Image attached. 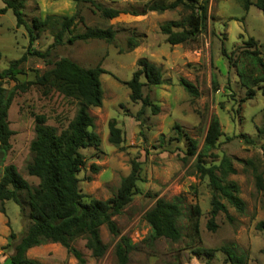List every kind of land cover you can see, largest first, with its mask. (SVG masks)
<instances>
[{"label":"rangeland","instance_id":"rangeland-1","mask_svg":"<svg viewBox=\"0 0 264 264\" xmlns=\"http://www.w3.org/2000/svg\"><path fill=\"white\" fill-rule=\"evenodd\" d=\"M98 1L119 9L140 11L147 1L170 0ZM3 4L0 0V6ZM20 8L27 22L33 16L70 14L77 10L82 20L75 22L73 32L81 31L85 25L110 24L115 30L110 42L100 38L67 42V33H64L62 43L52 46L49 54L52 59L68 56L82 66L100 62L106 70L99 74L101 104L88 107L99 143L97 146L81 148L85 161L76 173L80 190L97 198L108 197L115 191L120 178L128 172L131 158L139 160L143 177L137 183L139 192L134 193L120 212L112 216L118 233L113 235L104 224L99 226L100 237L107 245L101 256H91L83 246L82 238L72 240L71 244L85 258L81 264H228L219 249L220 245H230L236 253H243L246 264H264V233L255 227L257 220L264 219V194L255 184L252 168L255 167L261 173L264 183V94L261 93L264 80L254 86L252 97L239 100L244 94V87L240 85L235 66H227L219 52L221 43L227 51L235 50L241 39L252 36L260 44V55L264 60V13L253 4L244 10L238 0H207L205 24L196 37L170 44L165 41V35L160 32L158 25L162 21L184 15L187 9L181 5L162 11L145 9L137 14L121 11L110 18L100 16L88 1L22 0ZM57 28L55 24L39 30L31 46L45 49ZM129 35L137 44L126 50V38ZM27 44V33L22 25L15 24L11 10L8 8L0 13V69L24 52ZM139 56L159 66L163 81L155 85L142 84V95L147 94L150 101L158 105V109L152 112L145 105L136 118L141 101L129 98V89L124 80L130 77L136 67L135 59ZM238 64L250 66L242 56ZM19 66L21 71L16 77L22 80L33 78L34 68L42 69L49 64L39 57L26 54ZM262 71L264 69L259 65L253 68L254 73ZM180 78L193 84L195 95L182 87ZM140 79L144 80L142 76ZM14 81L13 78H4L2 83L9 88ZM213 81L215 89L212 88ZM54 103L55 111H65L66 117L72 115L73 105L63 107L58 102ZM51 104L49 98L39 97V92L30 86L24 92L14 95L7 108L8 124L13 133L0 170L4 163H13L30 185L37 182V178L25 169V164L31 158L29 141L33 136L30 112L44 111L48 114ZM211 115L217 116L223 132L217 152L230 156L235 171L227 177L236 181L238 194L244 201L241 213L227 204L230 218L224 213H218L214 218L217 224L214 230L205 226L209 208L206 177H199L194 172L190 166L191 160L185 163L181 159L182 148L186 143L183 136L172 139V123L177 122L181 130L194 137L200 147ZM110 118L121 129L123 139L117 145L107 138V121ZM46 122L56 125L52 114ZM237 131L249 133L254 142L245 143L233 136ZM226 135L230 138H225ZM246 159H250L251 163ZM156 197L178 202L181 209L176 219L181 231L179 239L150 237V227L142 218V213ZM20 198L22 208L11 199L0 200V264H8L7 256L12 251V244L27 221L24 191H21ZM194 203L200 209L196 232L192 227L193 218L189 210ZM10 232L14 237L9 240ZM120 235L127 236L133 243L124 263H119L113 253V244ZM7 241L8 245L5 244ZM195 245L212 247L213 255L208 258L205 254L193 253L191 247ZM25 254L42 264H80L57 242L47 241L31 246Z\"/></svg>","mask_w":264,"mask_h":264},{"label":"trees","instance_id":"trees-1","mask_svg":"<svg viewBox=\"0 0 264 264\" xmlns=\"http://www.w3.org/2000/svg\"><path fill=\"white\" fill-rule=\"evenodd\" d=\"M0 13L10 9L16 25H22L27 33L28 44L24 52L11 59L5 68L0 69V164L10 147V136L13 129L10 128L7 119V108L14 97L24 92L30 86L39 92V97L51 100V110L47 114L44 111H31L33 118V136L29 141L31 158L25 164L26 172L37 178L35 185L20 175L13 163H4L0 170V200L11 199L20 208L22 200L21 191H24V200L27 205V221L24 229L12 244V251L7 256L8 264H42L25 254L26 250L43 242H57L71 254L78 263L85 261L82 252L71 244L75 238L83 239V246L89 250L93 257H99L106 248L99 234V226L104 224L113 235L118 233L113 215L120 212L132 195L139 192L137 183L143 180L141 165L138 159L131 158L128 172L123 175L115 191L106 198H97L82 192L78 186L77 171L84 164V156L81 148L97 146L99 137L94 131L93 116L88 112L89 106L101 104L102 90L99 74L106 70L97 62L90 66H82L68 56L62 55L54 59L50 58V48L63 41V34L67 33L65 40L72 42L75 39L86 40L100 38L107 42L113 40L115 30L109 24L107 26L85 25L81 31L73 32L72 27L76 21L82 20L77 10L70 14H45L33 16L27 22L21 12L22 0H2ZM75 3L88 1L96 9L100 16L110 18L119 12L137 14L145 9L162 11L181 5L187 12L177 19H168L159 23L161 33L165 35V41L174 44L186 42L196 37L207 17V0H170L167 2L147 1L142 9H119L105 5L98 0H74ZM241 7L246 10L253 4L264 13V0H238ZM58 25L52 33V41L40 50L31 46L38 31L45 26ZM137 41L132 36L126 38V50L134 47ZM259 43L252 37L241 39L235 50L227 51L221 43L220 55L227 66L234 65L239 82L244 87V94L239 100L250 98L254 95V86L264 80V71L254 73L253 68L259 65L264 69V60L260 55ZM237 50V52H236ZM26 54L41 58L49 64L48 67L34 68L33 78L18 80L16 74L21 71L19 63L24 60ZM1 55V52H0ZM245 57L250 66L238 64L239 57ZM136 67L132 70L124 83L129 89L128 96L131 100H140L141 105L136 111V118L140 116L142 108L148 105L152 112H156L158 105L152 103L147 94L142 95V84L155 85L161 83L162 74L159 66L144 56L135 59ZM143 77V81L140 79ZM4 78L15 79L13 85L6 88L2 80ZM179 83L190 94L195 95L193 84L180 78ZM213 89L216 88L213 81ZM264 94V85L261 87ZM64 106H74L70 117L66 113L55 111V103ZM237 109V108H236ZM66 110V109H64ZM55 111V112H54ZM54 112V113H53ZM52 114L56 125L46 122ZM108 140L113 144H119L123 137L121 129L115 124L113 118L107 121ZM262 130V127L258 128ZM174 136L172 139H185L182 148L181 159L186 163L191 160L190 166L199 177H206L209 188V208L205 226L214 230V220L218 213H227V204L237 212L244 210V201L238 194V184L229 179L227 175L235 171L230 156L218 153L220 137L223 134L216 115H211L208 121L201 146L198 147L194 137L181 130L179 123H172ZM160 135V142L161 137ZM233 136L240 138L245 143L252 144L253 137L244 131H237ZM225 138H230L226 135ZM264 152V146L262 147ZM251 163L250 159H246ZM91 167L95 169L91 163ZM256 186L264 194V183L259 171L253 167ZM192 215V227L196 232V220L200 213L199 206L190 205ZM181 209L177 201L156 197L153 203L143 211L142 218L150 227V237H166L177 240L181 231L176 223ZM256 229L264 233V219L255 222ZM14 237L10 232L8 238ZM5 244H9L7 241ZM6 246V245H5ZM133 248L131 240L120 235L113 244V253L119 263L127 260L129 251ZM219 249L224 253V260L228 264H246L243 253H236L230 245H220ZM212 247L195 245L191 251L195 254H205L209 258L213 255Z\"/></svg>","mask_w":264,"mask_h":264}]
</instances>
